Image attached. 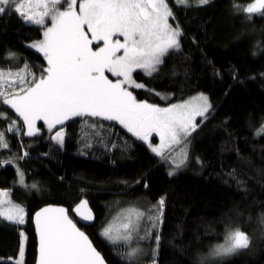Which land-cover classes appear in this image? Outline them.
Masks as SVG:
<instances>
[{
	"label": "trees",
	"instance_id": "16d2710c",
	"mask_svg": "<svg viewBox=\"0 0 264 264\" xmlns=\"http://www.w3.org/2000/svg\"><path fill=\"white\" fill-rule=\"evenodd\" d=\"M250 1L211 0L205 6L190 3L191 7L173 8L185 32L183 52L172 57L163 69L164 77L145 78L143 82L166 93L171 102L204 91L213 104L209 121L191 140L187 165L175 176H169V166L142 142L129 139L130 134L119 126L108 129L105 136L114 132L113 139L119 136L128 140L131 147L124 155L119 151L106 154L99 143L81 154V123L77 121L70 122L63 149L47 135L29 138L8 133L12 147L10 151L0 149V162L27 150L29 156L18 161L19 169L26 183L37 182L40 190L22 189L16 164L2 163L0 189L10 190L12 200L29 211H37L46 203L74 207L80 199H88L97 219L84 230L109 264L121 261L115 247L100 237V219L121 204L146 209L160 197L165 198V207L158 264H199L200 255L206 256L210 247L223 242L226 225L240 227L251 238V244L223 264H264V136L254 135L264 123V17L254 15L249 20L233 8V4L246 6ZM169 2L171 5L172 0ZM38 38L42 36L37 35L35 26L24 25L16 16L0 18V67L16 69L27 61L35 71L42 57L26 45ZM8 51L20 59H6ZM137 92L151 103L166 104L155 94ZM0 114L16 120L14 110L2 102ZM6 127L7 122L0 117V130ZM84 132L90 135L92 130L85 128ZM233 171L234 176L229 175ZM145 174L148 189L135 184ZM124 181L134 185L135 190L126 188ZM237 181L242 182L239 187ZM20 231L29 237L25 264H35L38 247L33 223L16 226L2 218L0 264H14ZM141 245L144 254L139 264H151L149 242L142 241Z\"/></svg>",
	"mask_w": 264,
	"mask_h": 264
},
{
	"label": "snow or ice",
	"instance_id": "6c2138e0",
	"mask_svg": "<svg viewBox=\"0 0 264 264\" xmlns=\"http://www.w3.org/2000/svg\"><path fill=\"white\" fill-rule=\"evenodd\" d=\"M210 2L195 0V6ZM191 6L190 0H172L171 5L169 0H0V18L16 16L24 25L35 26L42 38L26 47L46 62L36 66L35 71L27 61L16 69L0 67V102L16 114V120L0 114L7 122V127L0 130V149L11 150L8 133L29 138L47 135L63 149L70 122L79 121L81 154L99 143L106 154L119 151L124 155L131 147L128 140L119 136L113 139L114 132L105 136L108 129L119 126L130 134L129 139L142 142L167 164L169 176H175L187 165L191 140L209 121L213 104L204 93L171 102L166 93L155 91L143 81L164 77L163 69L172 57L183 52L185 32L173 8ZM233 8L249 20L254 15L264 17V0H253L246 6L233 4ZM192 42L198 47L195 38ZM5 57L20 59L11 51ZM137 90L155 94L166 101V106L140 98ZM85 128L92 130L90 135ZM254 135L264 136V123ZM156 137L158 143L154 142ZM28 156L24 150L0 163L16 164L19 186L39 191V184H27L19 169L18 161ZM197 162L203 166L199 158ZM123 183L135 190L134 185ZM135 184L148 189L147 174L137 178ZM241 184L237 181L238 187ZM10 196V190L0 189V218L16 226L34 223L38 237L35 264H108L82 230L92 227L96 219L88 199H80L74 207L47 204L29 211ZM164 207V197L146 209L129 204L101 226L100 237L115 247L121 264H139L144 254L142 241L149 242L151 264H158ZM19 238L14 264H25L29 237L20 231ZM250 244L251 238L240 227L226 225L223 242L210 247L206 256L200 255L199 264H223L226 258L249 249Z\"/></svg>",
	"mask_w": 264,
	"mask_h": 264
},
{
	"label": "rangeland",
	"instance_id": "374dc122",
	"mask_svg": "<svg viewBox=\"0 0 264 264\" xmlns=\"http://www.w3.org/2000/svg\"><path fill=\"white\" fill-rule=\"evenodd\" d=\"M253 2V0L252 1H250L249 3H252ZM190 3H195V0H190ZM171 22V21H170ZM200 93H204V94H206L208 97H209V95H208V93H206V92H204V91H200ZM198 93H195V94H192V95H190V97H192V96H195V95H197ZM190 97H188V98H190ZM188 98H185V99H188ZM210 98V97H209ZM179 100H182V99H179ZM174 102H178V101H174ZM212 102V101H211ZM159 104V103H158ZM161 106H166V104H160ZM154 142H156V143H158V137H156L155 138V140H154ZM2 189H4V188H2ZM6 190V189H5ZM11 198V197H10ZM12 199V198H11ZM14 203H17L14 199L12 200ZM23 206V205H22ZM129 205H125L124 206V204H121L119 207L117 206V209L115 208L114 209V211H112V212H110L109 211V213L104 217H102L101 219H100V222H99V226H98V230H99V233L101 232V230H102V225H105L106 226V223L108 222V221H110L111 219H112V217L114 216V215H116V213L118 212V211H120L122 208H126V207H128ZM137 207H139V208H141L142 209V207H140V206H137ZM146 226V225H145ZM222 243V242H221ZM141 247H143L142 245H141ZM16 258H18V256L16 257ZM15 258V259H16Z\"/></svg>",
	"mask_w": 264,
	"mask_h": 264
},
{
	"label": "water",
	"instance_id": "95a60500",
	"mask_svg": "<svg viewBox=\"0 0 264 264\" xmlns=\"http://www.w3.org/2000/svg\"><path fill=\"white\" fill-rule=\"evenodd\" d=\"M77 203H79V201L77 202ZM47 204H54V203H46L45 204V206L47 205ZM57 205H62V204H59V203H56ZM89 205H90V207L92 208V206H91V203L89 202ZM62 206H65V205H62ZM44 207V206H43ZM65 207H67V206H65ZM39 210V209H38ZM92 210H93V208H92ZM93 212H94V210H93ZM94 214H95V216H96V219H97V214H96V212H94ZM78 219V218H77ZM96 219H95V221H93L92 222V225L93 224H95V222H96ZM33 226H34V223H33ZM82 230H84V229H82ZM89 235V234H88ZM90 236V235H89ZM90 239H92L91 238V236H90ZM93 241V240H92ZM94 243V242H93ZM95 246H96V244H94ZM37 247H38V237H37ZM98 248V247H97ZM98 250H99V248H98ZM100 251V250H99ZM102 253V252H101ZM105 256V255H104ZM36 258L38 259V248H37V256H36ZM106 258V257H105ZM107 260V259H106ZM109 264V263H108Z\"/></svg>",
	"mask_w": 264,
	"mask_h": 264
}]
</instances>
